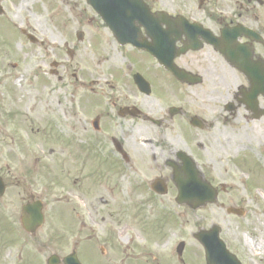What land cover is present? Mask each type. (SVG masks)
I'll return each mask as SVG.
<instances>
[{
	"label": "flooded vegetation",
	"instance_id": "flooded-vegetation-1",
	"mask_svg": "<svg viewBox=\"0 0 264 264\" xmlns=\"http://www.w3.org/2000/svg\"><path fill=\"white\" fill-rule=\"evenodd\" d=\"M117 2L108 0L113 9ZM128 3L136 8L127 14L132 22L126 35L141 50L122 45L113 25L97 17L79 21L94 11L66 0L77 21L59 28L61 72L49 71L59 85L23 108L9 92L0 93V121L7 126L26 117L31 135L57 141L58 148L49 151L58 170L48 165L46 181H39L42 172L19 165L18 146L12 147L18 134L0 128L5 188L0 210L10 204L16 211L0 213V264L66 258L70 246L55 240L58 250L46 257L50 237L35 246L36 236L22 229L20 234L19 223L24 208L36 203L46 215L48 202L72 174L70 192L84 195L92 187L97 200L128 207L100 220L102 230L78 237L73 251L80 264H264V232L252 242L245 232L221 231L226 252L208 260L195 234L179 247L172 230L178 206L174 173L185 170L188 158L202 166L204 179L218 192L215 206L224 207L233 201L223 186L231 185L227 166L233 162L236 168L237 158L250 148L258 161L251 201L264 209V0ZM119 25L125 29L122 20ZM80 32L108 52L113 81L107 85L84 84L93 74L85 72L88 55L76 41ZM67 59L70 66L63 62ZM262 226L255 222L251 231Z\"/></svg>",
	"mask_w": 264,
	"mask_h": 264
},
{
	"label": "rangeland",
	"instance_id": "rangeland-1",
	"mask_svg": "<svg viewBox=\"0 0 264 264\" xmlns=\"http://www.w3.org/2000/svg\"><path fill=\"white\" fill-rule=\"evenodd\" d=\"M84 2V0H71ZM62 4L60 0H0V7L4 13L0 16V65L4 66L8 71L7 73L1 72L0 68V92L11 90V94L16 100L17 107L23 108L25 106L33 105L39 99H44L49 96V88L53 84L52 80L48 77L47 72L52 68L51 65L54 61L62 60V53L60 52V30L59 27L63 22L75 21L70 13L69 9L62 8L61 12L57 11L59 8L56 6ZM19 9L21 11L19 12ZM92 13L86 14L84 21L87 18L92 17ZM20 29L28 30L39 41L45 42L44 45H35L29 41L27 37H23ZM27 31V32H28ZM5 35L7 37H5ZM59 44V45H53ZM88 51L96 55L95 65L98 59H104L106 53L100 51L99 53L93 52L94 42H88L86 44ZM95 65L94 68H95ZM108 64L101 65L99 71H107ZM38 74L35 76V74ZM3 74L4 76H2ZM48 81V83H45ZM107 80L99 81L100 84H105ZM4 87V88H3ZM21 111V110H19ZM26 124V123H25ZM0 128L3 133L11 134V131L15 132V128L18 129L17 133L20 137L18 143V157L23 155L25 162L24 166L34 165V156L45 157L46 152L38 140H33L32 137L27 138L23 131L26 130L23 124H6L0 121ZM252 155L253 151L249 148L248 151H243ZM27 154H31L32 158L25 157ZM232 160V159H231ZM31 161V162H30ZM51 163V162H50ZM41 167V165H39ZM230 175L232 176L231 185L232 189L229 190V196L234 200L235 207H243L247 209L246 217L228 216L222 211L220 207H213L208 210H201L193 212L186 207L174 206L173 217L174 222L172 230H177L176 237H189L190 231L196 232L199 229H208L211 225H220L224 231H228L229 234H237L242 236L247 234L251 237V241L255 242V237H259L264 232V209L262 206H257L251 201V190L253 183V175L251 168L245 167L235 169L234 163L231 162L227 169H230ZM248 171H247V170ZM47 169H43L42 172ZM246 174L249 175V184L244 183ZM101 189V188H99ZM56 197L59 195V190L56 191ZM55 197V198H56ZM70 203L63 204L62 210L66 207L69 209L65 212V218L67 223L70 224L69 230L71 235H74L82 231L84 234H89L91 230L98 232L102 230L100 220H107L111 214L128 208L121 204L108 203L105 204L96 199V195H92L89 191L86 197H81L73 193L70 198ZM228 199V198H226ZM52 209H55L59 204H55L52 199ZM121 203V202H120ZM15 206L5 204L1 206L0 213L15 214ZM64 213V211H63ZM74 216V218H73ZM262 222L263 226L260 231H251L253 229V223ZM64 217L61 215V223L54 216V212L50 213L49 221L43 231L38 234L35 239V246L46 243L45 237L51 233L67 232L64 228ZM67 225V224H66ZM94 226V227H92ZM68 228V227H67ZM175 229V230H174ZM247 231V232H246ZM176 232V231H175ZM245 232V233H242ZM175 238V237H174ZM59 246L65 241L60 238ZM72 239L66 240V245L70 246ZM54 243L51 241V246L46 254V257L50 255L51 251L58 250L54 248ZM63 255V254H62Z\"/></svg>",
	"mask_w": 264,
	"mask_h": 264
},
{
	"label": "water",
	"instance_id": "water-1",
	"mask_svg": "<svg viewBox=\"0 0 264 264\" xmlns=\"http://www.w3.org/2000/svg\"><path fill=\"white\" fill-rule=\"evenodd\" d=\"M107 20V15H104ZM187 174V173H186ZM188 178H182L180 176V180L178 181L179 184V201L180 202H189V206L192 209H198L201 208L206 204V202L210 201V197L212 198L214 196V193L211 191H206V188L204 189V184L201 179V175L199 171L197 170L196 166L194 169H191L188 172ZM213 195V196H212ZM201 203V205H199ZM41 224V221L40 223ZM200 239L203 240V236H200ZM76 262L74 258H69L66 260V262Z\"/></svg>",
	"mask_w": 264,
	"mask_h": 264
},
{
	"label": "bare ground",
	"instance_id": "bare-ground-1",
	"mask_svg": "<svg viewBox=\"0 0 264 264\" xmlns=\"http://www.w3.org/2000/svg\"><path fill=\"white\" fill-rule=\"evenodd\" d=\"M21 11V9H19V12Z\"/></svg>",
	"mask_w": 264,
	"mask_h": 264
}]
</instances>
